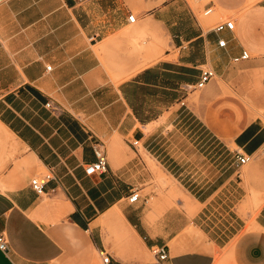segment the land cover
Returning <instances> with one entry per match:
<instances>
[{
    "label": "crops",
    "instance_id": "crops-1",
    "mask_svg": "<svg viewBox=\"0 0 264 264\" xmlns=\"http://www.w3.org/2000/svg\"><path fill=\"white\" fill-rule=\"evenodd\" d=\"M203 1L0 3V123L21 150L20 166L0 177V234L9 245L0 264H147L154 246L167 251L159 264H215L229 248L238 264H264V122L243 119L239 95L264 90L245 92L246 73L234 65L264 69V0H208L203 9L212 11L201 17ZM218 17L234 29L215 31ZM143 33L159 39V54L141 67ZM243 50L253 56L233 62ZM205 69L214 76L192 89ZM171 128L200 132L218 173L211 183L197 172L180 183L196 209L188 222L167 209L154 221L137 206L147 203L141 195L127 201L148 179L143 154L182 181L181 160L167 151ZM96 142L108 169L86 175ZM236 151L251 154L250 164L237 165ZM37 169L52 175L42 194L30 186ZM215 213L233 217L213 222Z\"/></svg>",
    "mask_w": 264,
    "mask_h": 264
},
{
    "label": "rangeland",
    "instance_id": "rangeland-1",
    "mask_svg": "<svg viewBox=\"0 0 264 264\" xmlns=\"http://www.w3.org/2000/svg\"><path fill=\"white\" fill-rule=\"evenodd\" d=\"M195 0H191L193 3ZM208 0H204L199 7V15L204 17V9L203 4ZM214 13V12H213ZM226 17L216 18L214 22L220 21L225 19ZM159 54V39L154 36H148L147 34L143 33L140 35V47H139V55H140V66H145L147 64L152 63ZM250 57L253 56L252 53L249 52ZM239 73L242 75L246 73V82L242 81L241 85H245V92H258V89L264 90V69H249L245 67H241L240 64H234ZM215 80L221 85L225 87V93L227 92L226 84L222 82L219 77H215ZM241 86L238 88L237 92L240 91ZM199 90L196 91L198 93ZM240 96H244L245 98L241 99V103L245 109V116L243 119L245 121L250 120H261L264 122V94L262 93H254L252 96L251 94L246 93L239 94ZM246 102V103H245ZM257 111V112H256ZM261 114V115H260ZM255 116V117H254ZM192 120L189 121V123ZM197 124V120L191 123V126ZM178 127H176L177 129ZM184 128V127H183ZM196 129V128H195ZM203 135H200V132H190L172 129L167 132V151H170L175 157H178V160H181L182 174L179 175V179L181 178L182 181H178L175 179L167 169V173L159 166L155 160L146 154L142 155V159L145 163V170L148 173V179L141 181L139 186L140 195L141 197L147 199V203H143V200H140L137 203L139 209H146L150 212L151 218L155 220L161 219L165 211L167 209V214L169 212L176 213L177 219H183L184 221H190L193 214L195 213L196 209L195 206L191 205L188 202L186 197V190L181 185L185 180V186H187L190 181H187L186 177L193 175L197 172L196 175H199V179L203 178V181L208 180V183H211L213 179L216 178L218 173H216V169L211 166V160H208L209 157L206 156V153L203 152V149H200L199 146L203 145L201 139ZM187 141V144H184V141ZM172 143V144H171ZM174 145H176L174 147ZM182 145V147H180ZM205 147V146H204ZM180 152L182 153L179 156ZM21 153V150L18 147V144L14 137L8 133L3 127L0 126V177L9 171L11 166L19 167L18 164V157ZM223 157V156H222ZM221 159V158H220ZM151 162V163H150ZM250 164V163H249ZM247 164V165H249ZM45 170L37 169L35 173L31 176L34 177L40 173H43ZM157 171V172H156ZM153 172V173H152ZM157 173V175H156ZM156 177H154V176ZM163 175V177H162ZM185 175H187L185 177ZM194 175L193 177H195ZM159 177V178H158ZM168 178V179H167ZM160 179V180H159ZM201 182V183H202ZM181 183V184H180ZM172 187L173 194L169 193V189ZM181 198H185L191 209L186 208L185 204L181 201ZM261 201L258 200L254 203L253 207H256L258 203ZM151 207V208H150ZM184 208L186 212H181L180 209ZM245 206H237V212L242 214L243 216L246 215L240 208ZM252 214V213H251ZM229 218V216L233 217L232 213H215V218H213V222H217L218 219ZM247 219V217H245ZM223 221L226 223L225 219ZM239 224V222H238ZM235 228H239L237 222L233 224ZM233 230V228H230ZM215 264H238L232 252V249H225L224 251H220L216 255ZM147 264H159V262L153 257L151 254L149 259L147 260Z\"/></svg>",
    "mask_w": 264,
    "mask_h": 264
},
{
    "label": "built area",
    "instance_id": "built-area-1",
    "mask_svg": "<svg viewBox=\"0 0 264 264\" xmlns=\"http://www.w3.org/2000/svg\"><path fill=\"white\" fill-rule=\"evenodd\" d=\"M7 1V0H0V3ZM212 11V7H208L206 10H204V13H210ZM127 20L129 22L135 21V14H129L127 16ZM234 20L233 19H225L223 21L218 22L214 26V30L217 32H220L224 29L233 30L234 29ZM219 46L225 45V40L220 39L218 40ZM250 58L249 52L247 50H243L241 54L237 57H233V62H239L241 60H245ZM47 69H50V66H47ZM214 76V72L211 69H205L202 70L200 73V77L198 81L192 86V89H201L205 86L207 82H209L212 77ZM47 106H50V103H46ZM53 110H56V108H53ZM137 141H133L132 145H136ZM260 150L264 151V141L260 145ZM93 153H94V161L91 163H88L84 167V172L86 175H92V174H102L105 173L108 169V160L106 155V150L104 147V144L102 142H96L93 145ZM253 159V156L248 153H240L236 151L235 155V161L237 165H245L248 164ZM52 179V175L50 172H44L40 173L30 180V186L31 188L37 193L42 194L45 191V185L48 181ZM140 199V194L137 189L131 190L130 194L127 196V201L129 203H135ZM146 202V199H144ZM9 249L8 241L5 238L3 234H0V250L7 251ZM152 253L156 256V260L158 262H161L165 259H167V251L165 247L163 246H154L152 247ZM101 256V260L103 263H107L109 260V255L104 251L101 250L99 252Z\"/></svg>",
    "mask_w": 264,
    "mask_h": 264
},
{
    "label": "bare ground",
    "instance_id": "bare-ground-1",
    "mask_svg": "<svg viewBox=\"0 0 264 264\" xmlns=\"http://www.w3.org/2000/svg\"><path fill=\"white\" fill-rule=\"evenodd\" d=\"M249 2V1H248ZM211 15H215L214 13H212ZM209 18V17H208ZM212 18V17H211ZM234 92V91H233ZM246 103V102H245ZM257 112V111H256ZM261 115V114H260ZM255 117V116H254ZM0 126L1 127H3L4 128V126L0 123ZM5 129V128H4ZM151 163V162H150ZM157 172V171H156ZM153 173V172H152ZM156 175H157V173H156ZM154 176V175H153ZM155 177V176H154ZM162 177H163V175H162ZM156 178V177H155ZM159 178V177H158ZM168 179V178H167ZM160 180V179H159ZM169 193L170 194H173V190H172V187H170V189H169ZM181 201L183 202V204H185V207L186 208H189V209H191V206L189 205V203L187 202V200L185 199V198H181ZM117 207V206H116ZM151 208V207H150ZM121 214V213H120ZM119 215V214H118ZM123 217V216H122ZM144 217H146L145 215H144ZM124 219V218H123ZM125 221V220H124ZM146 222V221H145ZM150 222V221H149ZM126 223V222H125ZM121 231V230H120ZM123 232V231H122ZM121 234V233H120ZM122 237V236H121ZM123 237H124V235H123ZM122 237V238H123ZM127 239V238H126ZM141 241V240H140ZM126 242V241H125Z\"/></svg>",
    "mask_w": 264,
    "mask_h": 264
}]
</instances>
